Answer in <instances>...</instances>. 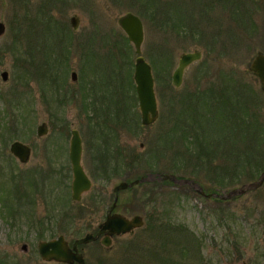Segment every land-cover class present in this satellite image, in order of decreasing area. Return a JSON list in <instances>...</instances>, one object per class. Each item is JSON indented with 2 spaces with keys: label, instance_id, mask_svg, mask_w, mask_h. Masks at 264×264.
<instances>
[{
  "label": "rangeland",
  "instance_id": "374dc122",
  "mask_svg": "<svg viewBox=\"0 0 264 264\" xmlns=\"http://www.w3.org/2000/svg\"><path fill=\"white\" fill-rule=\"evenodd\" d=\"M127 12L142 21L141 56L155 80L158 118L148 127L140 125L133 89L136 55L117 25ZM72 16L79 18L76 31ZM0 23V108L7 110L0 115V264H55L39 258V241L83 238L104 221L113 187L145 175L148 184L121 191L115 210L142 216L143 226L114 238L109 248L84 246L88 264H263L264 181L247 187L264 172V132L257 134L264 131V92L250 71L258 53L264 55V0H0ZM117 48L127 51L123 69ZM193 51L201 59L184 70L181 86L174 88L171 75L179 57ZM210 89L214 102L222 95L229 104L231 122L243 121L247 131L252 122L258 129L254 140L234 138L242 148L238 157L225 138L232 140V129L222 130L215 113L201 107L212 98ZM199 95L204 98L194 99ZM91 98L94 109H112L104 111L107 126L99 125L96 113H84ZM196 108L202 115L195 116ZM59 120L68 128L61 129ZM42 122L49 132L39 138ZM73 129L81 136V163L93 184L78 203L70 191ZM99 138L113 141L108 179L96 182L89 148ZM14 141L31 147L28 163L10 154ZM130 158L137 160L124 164ZM58 168L61 176L52 170ZM164 174L176 178L163 183ZM199 189L213 190L211 198ZM233 190L236 194L227 197ZM96 194L100 199L93 205ZM219 196L228 199L216 200ZM23 244L25 253L19 249Z\"/></svg>",
  "mask_w": 264,
  "mask_h": 264
},
{
  "label": "water",
  "instance_id": "95a60500",
  "mask_svg": "<svg viewBox=\"0 0 264 264\" xmlns=\"http://www.w3.org/2000/svg\"><path fill=\"white\" fill-rule=\"evenodd\" d=\"M70 25L74 31L77 30L79 26V18L77 16H72L70 18ZM117 25L120 30L125 34L127 40L132 44L133 49L137 57L134 61V73L133 81L135 85V91L138 99V108L140 111L141 125L149 126L158 118L157 101L154 93V80L151 73L150 65L144 60L141 54V45L144 39L143 24L141 19L131 13L127 12L121 15L117 19ZM4 33V26L0 23V35ZM201 59V53L198 51H193L191 53L182 54L179 57L176 69L173 71L171 76V83L174 88H179L182 84L184 70L194 62H198ZM250 71L253 72L256 77H258L261 88L264 92V55L258 53L254 58ZM1 77L4 80L7 79V73L3 72ZM72 79H75V74L72 73ZM48 133V127L46 123H42L37 127L36 134L38 137H43ZM72 137L69 147V158L73 171V182H72V199L74 201H79L82 193L87 192L90 189V181L85 175L82 166L80 164L81 158V142L78 132L72 130ZM142 146V145H141ZM140 146V147H141ZM10 153L14 156L18 162L26 164L29 161L31 150L29 146L20 142H13L10 145ZM175 178V177H174ZM173 176L165 175L162 179L164 180H174ZM142 179H136L131 182L122 181L113 188L115 194V199L117 198V193L122 190H126L134 187ZM264 181V172L260 175L258 181L248 184L247 189H253L259 187ZM200 194L207 198L211 195H204V192L199 189ZM243 192V190L238 191V193ZM236 194V190H233L227 194V197ZM220 199L226 200L225 196H219ZM116 203L114 202L108 212L111 213L115 208ZM143 226V219L141 216H133L132 218H127L120 214H109L106 220L100 226L99 234L106 232L107 236H121L129 234L134 229ZM91 235H86L79 240H76L73 245V249H69L63 236H58L54 240L42 241L37 244V250L40 258L47 262H58L73 264L74 262L78 264H83V260L80 255L76 254L77 245L87 244L92 241ZM104 246L110 245L109 238L105 237L102 243ZM20 251L27 252V246L23 244ZM244 264V263H243Z\"/></svg>",
  "mask_w": 264,
  "mask_h": 264
},
{
  "label": "flooded vegetation",
  "instance_id": "af4514ba",
  "mask_svg": "<svg viewBox=\"0 0 264 264\" xmlns=\"http://www.w3.org/2000/svg\"><path fill=\"white\" fill-rule=\"evenodd\" d=\"M119 64H121L122 66L120 67L121 69H123V67H124V61L121 59L119 62H118ZM151 67V66H150ZM134 71V70H133ZM152 71V70H151ZM72 73H74L75 74V79H72ZM154 78V77H153ZM132 79H133V76H132ZM70 80H71V82H73V83H76L77 82V74L75 73V72H71V74H70ZM91 83V82H90ZM134 83V82H133ZM154 86H155V80H154ZM133 89H134V91H135V85L133 86ZM51 91V90H50ZM86 91V88L84 89H82V94H83V92H85ZM90 91H91V86H90V84L88 85V89H87V93H88V95H84L83 94V97L86 99L87 97L88 98H90L89 96H90ZM80 92V93H81ZM73 93V95H74V92H72ZM135 94H136V91H135ZM62 96V95H61ZM136 98H137V96H136ZM137 102H138V100H137ZM112 110V109H110L109 107H106L105 109H94V105H93V99L91 98V100H90V103L87 105V104H84V113H86L87 115H88V113H91V112H93V113H96L94 116L96 117V119L97 120H100V122H99V125H101V123H106L107 122V124H106V126L108 125V119L105 117V118H103L104 117V115H105V112L104 111H107V110ZM116 109L117 108H115V109H113L114 111H116ZM97 113H100V115L99 114H97ZM46 123V122H45ZM59 124H60V126H61V129H67L68 128V126H67V124H63V123H61L60 122V120H59ZM155 124V123H154ZM46 125H47V127H48V132H49V126H48V124L46 123ZM53 125V123H51V126ZM121 125L124 127V124L123 123H121ZM140 125H141V123H140ZM153 125V124H152ZM149 126H151V125H149ZM141 127H143V126H141ZM148 127V126H147ZM114 128V125L113 126H111V127H106L105 128V132H110L112 129ZM73 130H75V129H73ZM75 131H77V130H75ZM71 132H72V130H70V138H69V147H70V141H71V137H72V134H71ZM78 132V131H77ZM48 134V133H47ZM46 134V135H47ZM45 135V136H46ZM78 135H79V137H80V142H81V158H82V153H83V143H82V139H81V136H80V134H79V132H78ZM108 138V137H107ZM109 139V138H108ZM108 139H105V138H99V140H100V143H99V140H95V141H91L90 142V148H89V152H90V160L92 161V166H91V171L92 172H95L94 174L95 175H93V180L94 181H96V182H98L99 180H101V181H106L107 179H108V176H107V173H108V170L110 169V164H111V161H110V159H109V147H108V145H110V143H112V139H110V141L111 142H109V140ZM99 144V145H98ZM101 145L102 146H105V148H101ZM142 145V144H141ZM28 146V145H27ZM69 147H68V160H69V163H70V172H71V183H70V191H71V200L74 202V203H78L80 200H81V198H82V196L84 195V194H86V193H88L91 189H92V179H90V177L86 174V172H85V170H84V168H83V166H82V163H81V158H80V164H81V166H82V169H83V171H84V173H85V175L87 176V178L89 179V181H90V184H91V186H90V189L87 191V192H84V193H82L81 194V196H80V199H79V201H74L73 199H72V182H73V171H72V166H71V162H70V158H69ZM29 148H30V150H31V147L29 146ZM57 148V147H56ZM116 151H117V153H119L121 150L117 147L116 148ZM31 152H32V150H31ZM123 153H124V151H122ZM108 153V154H107ZM13 157V156H12ZM31 157V156H30ZM14 158V157H13ZM30 159V158H29ZM28 163V162H27ZM95 168V169H94ZM52 170H54V174H57V176L58 175H62V171L60 172V169L58 168V169H52ZM52 170H51V173L50 174H48V175H46V177H50L51 175H53V172H52ZM55 170H57L56 172H55ZM57 184L58 185H61L62 184V179L61 178H59L58 180H57ZM121 192V191H120ZM120 192H118L117 193V198L115 199V194H114V192H113V189H112V195H113V202L112 203H116V205H115V208L113 209V211L111 212V213H109L108 212V210H107V212H106V215H105V218H104V221L106 220V217L109 215V214H113V213H116V214H120V213H118V212H116L115 210H116V207H117V205H118V194L120 193ZM98 199H100V197L96 194V195H93L92 196V198L90 199V202H92L93 203V205L94 204H96L97 203V200ZM99 203V202H98ZM120 215H122V214H120ZM136 215H138V214H133L131 217H127V218H132L133 216H136ZM122 216H124V215H122ZM138 216H140V215H138ZM126 217V216H125ZM142 217V216H141ZM69 219H71L70 217H68V216H66L65 218H64V220H69ZM142 219H143V217H142ZM103 221V222H104ZM103 222L102 223H99L98 225H97V227L94 229V231H92V232H89V233H87V234H85L84 236H86V235H91L92 236V241H90L89 243H87V244H82V245H77V247H76V254H78V255H80V257L82 258V260H83V264H88V262H87V256L83 253V249H84V246H86V245H88V244H92V243H97L100 247H103V248H109L110 247V245H111V243H112V241H113V239L114 238H116L117 236H107L106 235V232H103V233H101V234H99V232H100V226L103 224ZM59 236H63V235H59ZM58 237V236H57ZM105 237H107V238H109V240H110V245L107 247V246H104L102 243H103V240H104V238ZM63 238H64V240L66 241V243H67V245H68V248L69 249H73V245H74V242L76 241V240H79V239H75V240H73L72 242H69V241H67L66 239H65V237L63 236ZM56 239V238H55ZM51 240H54V239H51ZM47 241H50V240H47ZM39 242H42V241H39ZM38 242V243H39ZM37 243V244H38ZM37 247V246H36ZM199 247V246H198ZM38 252V251H37ZM39 255V254H38ZM40 258V257H39ZM41 259V258H40ZM42 260V259H41ZM43 261V260H42ZM53 263H55V264H66V263H58V262H53ZM73 264H78V263H76V262H74ZM98 264V263H97Z\"/></svg>",
  "mask_w": 264,
  "mask_h": 264
},
{
  "label": "trees",
  "instance_id": "16d2710c",
  "mask_svg": "<svg viewBox=\"0 0 264 264\" xmlns=\"http://www.w3.org/2000/svg\"><path fill=\"white\" fill-rule=\"evenodd\" d=\"M63 37V36H62ZM126 42L128 43V41H127V39H126ZM118 45V44H117ZM117 51H118V53H119V56H120V58L124 61L126 58L123 56V51H125V52H127L126 50H125V48H121V49H119V48H117ZM30 55L31 56H33L32 55V53H30ZM30 59H31V61H33V58L32 57H30ZM125 63V62H124ZM126 64V63H125ZM124 64V65H125ZM33 65L35 66V67H41L40 65H37L36 63H35V61H33ZM38 70V69H37ZM37 73H38V71H37ZM39 74V73H38ZM44 75H45V71H44ZM50 76V75H49ZM40 78V77H39ZM41 79V78H40ZM48 80H50V78L48 77ZM47 80V81H48ZM52 83H55V81L54 82H52ZM51 87H53L52 85H51ZM209 94H210V97H212L211 99L210 98H208L209 100L206 102L205 101V103L204 104H206V105H204L203 103V105H201V107H205V109L207 110V112H208V114H210V115H214V113H215V118H216V122H220L219 124H220V126L219 127H221V129L222 130H230V129H232V140L230 139V138H228L229 136H226L225 138H226V142L228 141L229 142V144H231V146L232 147H235L236 148V150L235 151H237V153H233V155L234 156H236V157H238L239 156V154L240 153H242L241 152V145L240 144H237V145H235V144H233L234 143V138L235 137H237V136H242V137H248L249 139H253L254 140V135L258 132V129H257V127L255 126V124L254 125H252V122H251V127H253V130L252 131H247L248 129H247V127L246 126H241L242 125V123H243V121H240V120H238V119H236L235 121H233V122H231V120L233 119V117H234V114L232 113V111L230 110V106H229V104L227 103H225L224 102V99H222V95H220L219 97H218V100H216V102H214V96L216 97V95H214V91L213 90H211L210 89V91H209ZM192 98H193V96H192ZM204 97L203 96H201V95H199V96H195V98L194 99H203ZM251 99L254 101V98L252 97V93H251ZM217 101H219V102H217ZM210 103H212V104H210ZM219 103V104H218ZM231 108H234L235 106L234 105H232L231 104ZM221 107H222V109H221ZM196 110V112L197 113H195V116L197 115V116H200V115H202L200 112H199V108H196L195 109ZM6 108L5 107H3V108H0V115H2V114H4V113H6ZM218 113H220L221 115L219 116V114ZM251 117V116H250ZM21 119H23V118H21ZM22 121V120H21ZM126 122V121H125ZM238 122V123H237ZM235 123H237V126H238V128H235L233 125ZM22 124V123H21ZM241 128H240V127ZM234 128V129H233ZM221 130V131H222ZM260 132H264V131H262V130H260L257 134L258 135H260L259 133ZM186 133L184 132V131H182V135L180 136V140L182 141V142H185V139H186V135H185ZM262 137H263V135L262 136H260L259 138H260V140L259 141H261L262 140ZM256 139V138H255ZM180 140H178V139H176L175 137H173V141H175V142H180ZM262 142V141H261ZM264 142V141H263ZM257 145H259V144H257ZM256 145V146H257ZM181 146V145H180ZM230 146V147H231ZM259 147V146H258ZM254 148V145L252 146V149ZM201 151H203V149L201 150ZM201 151H199V152H201ZM240 151V152H239ZM243 151V150H242ZM198 152V151H197ZM204 152V151H203ZM237 154H238V156H237ZM257 156L258 155H255V157H252V159L255 161L254 163H256V158H257ZM196 157H199V156H196ZM199 158H201V157H199ZM205 158L206 159H208L207 158V156H205ZM137 160V158H130L129 159V161L128 162H125L124 161V164H126V165H130V164H133L134 163V161H136ZM232 160H234V159H232ZM110 166H111V164H110ZM262 168H264V166L262 167ZM262 170H264V169H262ZM262 170H260L259 172H262ZM115 171H117V168L115 169ZM179 177V176H178ZM139 178V177H138ZM167 183V182H166ZM206 193H211V192H213V190H208V191H206V190H204ZM217 200V199H216ZM153 225L151 224V226H150V230H151V228H152V230H153V227H152ZM178 227V226H177ZM176 231V230H175ZM177 232V231H176ZM180 233H185L184 232V230H180ZM262 244H263V248H264V235H263V238H262ZM189 247V246H188ZM184 248V249H182L183 251H182V253H183V255L184 256H187V255H189L190 254V247L189 248ZM261 255H262V261H263V264H264V250H261ZM259 254V253H258ZM176 264V263H175Z\"/></svg>",
  "mask_w": 264,
  "mask_h": 264
},
{
  "label": "bare ground",
  "instance_id": "6f19581e",
  "mask_svg": "<svg viewBox=\"0 0 264 264\" xmlns=\"http://www.w3.org/2000/svg\"><path fill=\"white\" fill-rule=\"evenodd\" d=\"M140 178L142 179L139 183H137L134 187H137V186H141V185H144V184H148V179H147V177H146V175L145 176H140ZM134 179H132V180H125V182L127 183V182H131V181H133Z\"/></svg>",
  "mask_w": 264,
  "mask_h": 264
}]
</instances>
